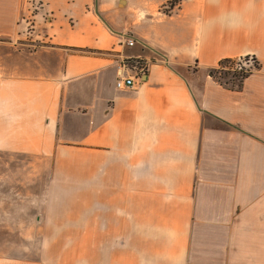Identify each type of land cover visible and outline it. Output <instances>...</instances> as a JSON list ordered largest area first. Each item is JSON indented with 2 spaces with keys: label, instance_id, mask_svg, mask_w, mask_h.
<instances>
[{
  "label": "crops",
  "instance_id": "0c3cea01",
  "mask_svg": "<svg viewBox=\"0 0 264 264\" xmlns=\"http://www.w3.org/2000/svg\"><path fill=\"white\" fill-rule=\"evenodd\" d=\"M149 8L0 0V175L48 173L57 235L0 264H264V0ZM123 57L147 67L120 90ZM245 57L239 89L210 75Z\"/></svg>",
  "mask_w": 264,
  "mask_h": 264
},
{
  "label": "rangeland",
  "instance_id": "374dc122",
  "mask_svg": "<svg viewBox=\"0 0 264 264\" xmlns=\"http://www.w3.org/2000/svg\"><path fill=\"white\" fill-rule=\"evenodd\" d=\"M150 8L146 11L152 15L161 16L175 10L182 0H169L160 5L157 0H147ZM94 0H92V5ZM121 8V6H120ZM125 40V39H124ZM239 64V65H238ZM232 65L236 70L240 67L253 70L258 63L252 59L239 60ZM222 82L237 85L239 78L231 73L215 74ZM15 166L11 168L10 160L3 159L2 179V219L0 229V251L4 259H37L48 236L46 235L43 211L47 210L45 199L47 174H37L28 168V159L15 157ZM9 160V161H8ZM55 231V230H52Z\"/></svg>",
  "mask_w": 264,
  "mask_h": 264
},
{
  "label": "built area",
  "instance_id": "2783aa9c",
  "mask_svg": "<svg viewBox=\"0 0 264 264\" xmlns=\"http://www.w3.org/2000/svg\"><path fill=\"white\" fill-rule=\"evenodd\" d=\"M134 39H127V46L134 45ZM146 63L133 57H123L118 65V75L115 82L116 88L123 90L131 88L136 78H139L146 71Z\"/></svg>",
  "mask_w": 264,
  "mask_h": 264
},
{
  "label": "trees",
  "instance_id": "16d2710c",
  "mask_svg": "<svg viewBox=\"0 0 264 264\" xmlns=\"http://www.w3.org/2000/svg\"><path fill=\"white\" fill-rule=\"evenodd\" d=\"M249 57L245 58H240V59H224L219 62L218 67L215 69L210 70V75L214 78L217 79V81L222 82L215 74L218 72L219 74H225L226 73H231L233 74L236 78H239V82L237 85L235 84H227L226 82L224 83L226 86L232 88V89H239L241 87L242 81L252 72V70H246L242 67H240V70H236L232 65L238 64L239 60H248ZM254 62L257 63V61L254 58H251ZM239 65V64H238ZM257 69V67L255 68Z\"/></svg>",
  "mask_w": 264,
  "mask_h": 264
}]
</instances>
